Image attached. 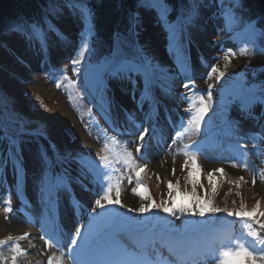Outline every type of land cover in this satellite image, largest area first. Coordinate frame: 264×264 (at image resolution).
Wrapping results in <instances>:
<instances>
[{
  "label": "rangeland",
  "instance_id": "obj_1",
  "mask_svg": "<svg viewBox=\"0 0 264 264\" xmlns=\"http://www.w3.org/2000/svg\"><path fill=\"white\" fill-rule=\"evenodd\" d=\"M216 6L213 5L208 8H201L200 17L195 21L193 26L187 29V34L181 39L180 45H169V35L162 24L158 21L155 12L140 10V24L137 28V34L134 35L132 41L138 42L139 46L143 48L144 52L150 56L149 50L146 45L141 41L140 28L143 26L144 17L152 20L153 33L157 35L158 40L164 50V57L169 60L171 64H164L163 62L155 61L160 67L166 70L168 77H175L180 72V69L184 67V61L187 58V76H179L180 82L176 84L173 96L169 98V93L166 95V91L172 88L175 80L166 78L163 74H160L157 81V89L159 98L167 101V104H160L159 116L157 120L158 127L162 129H169L170 133L167 145L164 147L163 152H156L157 147L151 148L148 154V158L141 159L140 154L136 153L135 147L132 141L136 140L135 135H122L118 132L111 130L106 123L103 112L100 111L98 106H95L92 102L94 97L100 96L97 92V88L101 85V81L98 79L97 73L94 70L93 75L83 73L84 65L86 67L93 68L95 65L88 63L89 53L85 55V59L77 66L80 69L79 74L74 70L72 60L78 58V46L80 45V30L83 28V22L79 15L74 13L71 8L61 3L60 14L52 17L55 20L56 28L59 32H64L69 36L70 41L64 40L58 37L55 33L48 31L49 37L52 40L51 45H48L47 49L42 51L40 43L33 37L31 41L25 38L23 35H13L5 43L0 44V105L4 113L10 121L15 123L16 113L21 114L24 118L30 121V127L35 128L40 123H45L48 126V139L42 138H26L22 145L25 155L23 154V168L30 173H34L35 181L34 188H37V180L41 173L42 165L38 162H24L26 158H40L41 147L40 144L45 145L49 149V144L54 145L55 148L61 152L68 151L72 153L86 154L89 161H94L98 156H107L111 162V180L106 183L113 184V196L115 197V185L120 183L121 204L109 206V212L117 214V217L126 220L146 221L149 225H154L157 231H172L177 234L176 238H184L191 236L198 240L201 250L205 245L213 240L228 239L231 235L234 240L243 242L248 246V241L240 239L241 234L246 230L243 228V222L235 217V222L231 224L230 233L219 232L211 237H199L194 234L197 231L193 227V222L196 221L202 225L203 220L199 215L189 216L187 213L181 214L177 212V216L169 217L167 220L157 219L158 210L153 208L147 213L131 212L129 209L139 208L142 204L151 203L150 200L143 199L141 196L133 193L132 189L136 187L135 173L132 169H129L124 162L125 150L131 151L135 158V163L141 167L146 165L145 170L142 172L145 182L152 190L155 196V202L157 204L161 201H165L171 206L172 201L168 198L169 188L168 181H171L174 185L179 182L180 193L185 190L192 189L193 185L189 182L188 173L191 170L192 161L189 159L190 155H196L197 163L201 166V171L198 173L199 183L196 184V192L202 199H210L206 196L210 192L214 205L218 207H228L230 209H239L241 204L245 205L248 210H251L257 203L260 202V210L264 211V179L261 178L260 171L257 168H253L250 164L248 169L242 166L241 148L238 145H247L253 150L248 155L249 158L255 160V162L264 169V144L260 140H252V134H260L261 129L256 125H246L244 120L239 117L242 114L239 105L236 102H232L225 106V100L236 89L243 86V69L247 67L244 61V48L247 45L248 50L253 49V45L249 43L252 39L251 33L242 23H237L231 26V31L226 32L224 29L225 20L218 18L216 13ZM67 16L74 22V31L68 32L67 26L61 22V18ZM68 28H70L68 26ZM71 30V29H70ZM63 33V35H64ZM24 38V43L22 38ZM54 37V41H53ZM133 37V36H132ZM72 40V41H71ZM24 48V50H23ZM226 49H232L235 55L232 56L231 62L228 63L227 68H224L225 61L223 59ZM130 51V50H129ZM24 53L26 63L20 60V55ZM99 54V52H98ZM200 54H205V61L207 63H201L200 58H197ZM216 57H220L219 64L221 63V70L225 72V76L218 82H214L216 79L212 77L208 78V72L210 71L209 65L215 63ZM255 65V58H249ZM262 61L261 58L258 59ZM259 64L256 61V65ZM104 65V63L99 66ZM98 66V67H99ZM259 65L257 69H261ZM64 71L61 72L60 70ZM187 77H191L195 81L196 89L192 93H189L193 98H198L200 95H204L207 98V86L208 84H215L216 87L212 89L213 92V106L205 117L207 124H202L199 132L189 128L186 125L189 116L185 113V109L189 108V104L183 99L180 93L185 92L181 87L182 82H186ZM91 79V81H90ZM89 82L90 86L88 91L82 88V81ZM88 84V83H87ZM106 86L107 95L111 98V120L116 124L118 121H124L127 128H131V125L127 123L126 115L123 110L135 112L136 119L139 123L143 120V113L137 108V101H131L126 104V107L121 105L123 101L121 98H117L114 94L116 90L115 78H106L103 81ZM218 84V85H217ZM89 85V84H88ZM85 87L86 84H83ZM45 88V89H44ZM84 89V90H83ZM221 90L219 98L215 93V90ZM127 95L126 93L124 94ZM11 98V104L9 99ZM125 99V98H124ZM101 100V99H100ZM170 101V102H169ZM65 106L70 115V124L65 129L67 141L59 140L55 137L50 129L48 115L52 112L54 106ZM232 107V112L236 113L239 117L235 121H231L229 127L212 144H208V140H200V137L206 136L214 129V125L219 122V115L223 112H228L227 107ZM14 109V111H11ZM170 108L173 121L167 119L166 109ZM236 109V110H235ZM148 105L144 106L143 112H148ZM230 117H233L231 115ZM11 123V125H14ZM184 125V129L181 137L173 136L176 131L177 124ZM172 124V125H171ZM207 125V126H206ZM144 127H150V124L145 123ZM233 126L238 128V131L233 129ZM120 127V125H119ZM125 126H122L124 128ZM236 139L235 142H228V137ZM212 137V135L210 136ZM176 139V143L173 144L172 140ZM211 139V138H210ZM213 141V138H212ZM40 142V143H39ZM193 142H197L201 147L200 150L194 151L195 148L189 147L185 149L186 145H192ZM254 144L259 147L260 150L254 148ZM31 147V148H30ZM193 149V150H192ZM50 150V149H49ZM51 151V150H50ZM155 151V152H154ZM187 151L188 155H185ZM157 153V154H156ZM222 158L225 159L222 161ZM214 159V160H213ZM188 161V167L184 168L185 161ZM70 175L74 177L71 167H76L75 163L70 166ZM173 168L175 174H173ZM223 168L224 173H214L216 185V193L212 192V185L209 184L208 174L213 169ZM72 169V170H71ZM255 169L256 182L253 184V170ZM60 168L57 167L56 172H59ZM133 177V182L128 183V176ZM159 177V179L157 178ZM243 177V180H240ZM30 183V181H29ZM83 183L88 188H94L95 186L89 183L88 180H84ZM16 184V185H15ZM201 184L203 187H201ZM186 187V188H185ZM71 188L76 189L78 200L84 203L86 209L92 207V201L97 198L89 192L84 191L79 185L72 183ZM20 189L19 183L15 179L9 180L7 183V189L0 184V240L8 241V237L12 236L11 229L14 224L8 222V218L11 214H17L20 216L21 206L18 203L17 192ZM148 189V186H147ZM30 191V190H29ZM149 191V189H148ZM31 193V192H30ZM185 193V192H184ZM151 194V193H150ZM173 196L176 197L175 203L177 205L187 202V196L177 194L176 190H172ZM35 199V196H31ZM152 197V196H151ZM55 198L59 202L60 209L64 212L71 211L72 205L70 204V193H66L63 189L55 192ZM189 201L191 200L190 197ZM8 199H12L14 202V212H8L5 209V202ZM40 212L39 217L43 220L45 215L49 217V220L54 223L53 210H49L46 202L39 198ZM87 211V210H86ZM99 211V210H98ZM32 214L34 216L35 213ZM38 215V214H37ZM226 215V214H223ZM264 219V218H262ZM75 220L71 228L66 226H58L54 224L51 226L49 232H52L53 228H60L67 236V230L74 232L75 227L79 225L87 226L88 223ZM212 220V217L209 221ZM78 221V222H77ZM100 226L103 227L104 222L100 220ZM139 224V223H138ZM29 227L37 228L29 224ZM49 227V226H48ZM34 229V228H33ZM86 229V228H85ZM189 230V231H188ZM44 232V231H43ZM40 233V231H39ZM42 233V232H41ZM42 234H39L38 244H43L44 263L47 264L48 258L52 257L53 264H68L66 255V245L62 247H48L45 243V239H41ZM6 244H0V248L6 247ZM34 257L35 253H32ZM22 262L30 264L27 258H22ZM68 262V263H67ZM70 264V263H69ZM206 264H215L213 259H208Z\"/></svg>",
  "mask_w": 264,
  "mask_h": 264
},
{
  "label": "snow or ice",
  "instance_id": "obj_2",
  "mask_svg": "<svg viewBox=\"0 0 264 264\" xmlns=\"http://www.w3.org/2000/svg\"><path fill=\"white\" fill-rule=\"evenodd\" d=\"M65 6H70L74 13H77L83 22V28L80 33V47L78 48V58L73 59L74 70L79 74L80 69L77 67L84 59L85 52L89 53V61L91 60V53L95 47L96 35L94 13L90 7H88V0H63ZM179 7L171 3L170 0H136L135 10H132L128 14V35L134 36L137 34L136 30L140 24V9L145 11L155 12L158 21L162 24L169 35V45H180V41L187 34V29L193 26L195 21L200 17L201 8H208L213 5L216 6L218 18L226 21V30L231 31V26L237 23H242L251 33L252 39L249 43L253 45V50L249 51L247 45L244 48V54L248 56H254L257 58L264 57V17H248L245 13L244 0H178ZM187 4V7H185ZM177 11L176 21H170L169 15L172 11ZM61 12L60 0H49V3L45 6L43 24L47 26V30L55 33L58 37H62L51 21L49 16L55 17ZM6 30L9 33H18L25 36L26 39L31 41L35 37L40 43L41 50L47 49L46 34L40 24L37 21H30L26 17L20 16L17 19L11 21ZM89 37L91 41L89 43ZM91 44V46H90ZM183 47L184 45H180ZM125 50H130L132 55L123 54ZM114 54L106 60L104 65L95 69L98 79L101 81V85L97 88V92L101 99V106L106 116L111 119V98L107 95L106 86L103 81L106 78L114 77L117 79L128 80L133 84V93H135V86L137 78L143 81V90L140 94V99L137 100V108L143 113V120L140 123L136 122V113L125 111L127 123L131 125V128L125 127L123 132L116 129L119 134L122 135H135L136 140L132 141L135 147L136 153L140 154L141 159H147L150 149L155 144L160 143V137L162 136V128L158 127L157 120L159 116L158 109L160 107V101L156 98L152 89L157 84L160 74H163L166 78L175 80V77H168L166 70L162 69L149 55H147L143 48H141L138 42L129 40L128 37L121 35L119 32L114 33ZM235 52L232 49H226L223 57L225 64L224 68H227L228 63L231 62L232 56ZM220 57H216L215 63L209 65L210 71L208 72V78L215 77L218 82L225 76V72L221 70L219 65ZM201 63H207L204 57H200ZM61 72L64 70L61 69ZM256 73H253L255 77ZM178 76H187V58L184 61V67L180 69ZM181 87L185 92L180 93L183 99L189 104V108L185 109V113L189 116L186 124L189 128L199 132L202 124L205 122V117L213 106V92L212 89L216 87L215 84H208L206 92L207 98L204 95H200L198 98H193L189 95L196 89L195 81L191 77H187L186 82H182ZM169 92H174V89L170 88L166 91V95ZM9 103L11 104V98ZM236 102L239 108L246 116V118L259 122L264 119V112L259 115L252 111L253 105L259 103L264 105V81L245 83L240 88L233 91L229 97L225 100V106L227 104ZM147 103L149 107L148 112H143L144 104ZM14 111V109H11ZM170 121V117H167ZM147 123L150 127H144ZM183 123L180 127H183ZM115 127V123H113ZM235 131H238L236 126H233ZM185 131L188 129L185 128ZM183 133L176 131L175 136L181 137ZM42 138L48 139V126L45 123H40L37 127H30V121L24 118L21 114L16 113L15 125L7 127L0 121V170L3 171L4 176L0 179H6L7 173L10 170L12 175L19 183L20 175L23 171V151L22 145L26 138ZM252 140H260L264 144V129H261L260 134H252ZM172 143H176V139L172 140ZM193 147L196 150H200V145L193 142L192 145H186L185 149ZM241 148L242 166L245 169L249 168L247 162V147L245 145H238ZM256 150H260L257 145L254 144ZM51 150V156L48 154V150L42 148L41 157V173L37 180V188L41 194V199L46 202L49 210L56 208L57 200L55 198L56 190H66L70 193V204L72 205L73 212L84 209L83 202L75 198V193L71 191V184L75 183L79 185L84 191L91 193L95 198L92 201V207L86 209L87 214L91 217L89 224L79 225L75 227L74 232L70 233L68 243V255L74 260L75 264H206L208 259H213L215 264H264V211L260 210V202L257 201L256 205L248 210L247 207L241 204L239 209H230L228 207H218L213 204L209 199H202L196 192V184L199 183L197 174L201 171V166L197 163L196 155H190L189 159L192 161L191 170L188 173L189 182L193 185L190 193H180L179 182L174 185L171 181H168V198L172 201L171 206L165 201L157 204L151 197L147 186L141 181V174L145 170L144 167L135 163V158L131 151L125 150L124 162L129 169H132L135 173L136 187L132 189L133 193L141 196L143 199L150 200L151 203L142 204L139 208L129 209L131 212L147 213L153 208L162 211L169 215V217L177 216V212L189 216L199 215L204 217L206 213H223L227 217H236L243 222V228L246 230L241 234L240 239L248 241V246L245 243L228 238L224 240H213L204 248L195 254L193 257L191 254L181 257L176 255L175 246L177 244V234L172 231H157L154 225H149L146 221H136L142 226L143 236L139 247L143 249V254L140 258L130 260L127 258V254L118 241L111 239L112 236L119 235L116 232L117 214L109 212V206L121 204L120 195L121 187L117 182L115 185V197L113 196V184L106 183L111 180L110 170L111 162L107 156H98L94 161H89L86 154L72 153L68 151L61 152L54 145L49 144ZM185 155H188L187 151ZM75 163L76 176L70 175V165ZM57 167L60 168L59 172H56ZM184 168L188 167V161L186 160ZM261 178L264 179V169H260ZM224 173L223 168L213 169L208 174L209 184L212 185L213 194L216 193V185L214 183V173ZM173 174L175 169L173 168ZM159 179V177H157ZM84 180H88L93 184L94 188H88L83 183ZM243 180V177H240ZM133 182V177L128 176V183ZM255 169L253 170V184H255ZM201 187L203 185L201 184ZM175 189L177 194L191 197L190 201L183 202L179 205L175 203L176 197L173 196L172 190ZM207 194V189H205ZM3 202V201H0ZM8 212H12L11 207L5 209ZM99 210V211H98ZM101 219L104 221L103 236H108V239H102L101 243L95 241L90 242L93 234V222ZM159 219V218H157ZM42 227H44L42 225ZM87 229L88 235L82 234V229ZM31 234L25 232L20 237H8L9 241L23 240L28 238ZM41 239H45V243L48 247H52L53 243L59 247V240H54V233L49 232L47 228H44ZM8 241L0 240V244H6ZM79 242V243H78ZM168 248L169 255L174 256L175 259H165L160 256L159 249ZM27 250L23 249L19 243L11 249V264H18L17 257L26 255ZM87 256V259L83 257ZM9 257L0 253V261L3 264H8ZM47 264H53L52 257L48 258Z\"/></svg>",
  "mask_w": 264,
  "mask_h": 264
},
{
  "label": "bare ground",
  "instance_id": "obj_3",
  "mask_svg": "<svg viewBox=\"0 0 264 264\" xmlns=\"http://www.w3.org/2000/svg\"><path fill=\"white\" fill-rule=\"evenodd\" d=\"M61 22L67 26L68 32L74 31L75 26H74V22L71 18H69L67 16H63L61 18ZM68 26L70 28H68ZM223 27L226 30V21H225ZM140 32H141L140 33L141 41L144 43V45H146L147 49L149 50L150 56L153 59H155V61L163 62L164 64H167V63L171 64L169 62V60L164 57V50L161 46V43L158 40L157 35L155 33H153L152 20L148 19V17H146V16L144 17L143 26L140 28ZM226 32H227V30H226ZM203 57L205 58V54ZM2 58H3V56L1 55L0 59H2ZM197 58H200V56H198ZM219 65L221 68V63ZM178 78H179V76L174 81L173 86H172L173 88L178 83ZM115 80L118 82V85H119V87H117V92L119 94V97L125 98L123 104H129L131 101H137L140 99V94H141V91L143 90V81L141 79L137 78V80H138L137 85L139 86V90L138 91L135 90V93H133V91H131L126 96L124 94H122V91H121V89H122L121 86L123 84H125V82H124L125 80H123L122 83H119V79H117V78H115ZM214 82H217V81L215 80ZM215 93L219 98L220 97L219 94L221 93V90L216 89ZM172 96H173V92H170L169 98H171ZM48 118L50 120L49 121L50 129H51L52 133L55 135V137L57 139H59L60 141L63 140L65 142H68L67 136L65 133V129L70 124V115H69L68 111L66 110V107L61 106V105L60 106H54L52 108V112L48 115ZM259 121L264 122V119H261ZM262 122H260V124H263ZM162 130H163L162 136L160 137V143L158 145V150H155L156 152H163V147L165 146L164 143L167 141V138H168L167 130H165V129H162ZM42 148L47 149L43 145L41 146V150H42ZM153 148H155V145L153 146ZM22 151H23V154L25 155L24 149H22ZM26 160L29 163L32 162V160H29V158H26ZM223 160H225V159H223ZM33 162L41 163V160H40V158H36L33 160ZM8 174H9V176H12V172L10 170L8 171ZM19 181L21 182V189L30 188V190H32L31 192L35 196L34 210L36 211V213L40 212L39 195H41V194H40L38 189L34 188V184H32L35 181L34 173H30L28 170L23 169V171L20 175ZM29 181H30V183H29ZM83 210H86V208L79 210L78 214L82 213ZM72 213H73L72 211H69V212H64L63 210H62V212L60 211L58 213L59 214L58 222L61 220V221L65 222V224H68L66 227L71 228L70 223H71L72 219L75 217V216H73ZM54 216H56L55 209H54ZM81 216H82L81 220H83L84 222H87L89 224L91 217L88 216L87 211L85 213H82ZM35 220L39 221V218H36ZM100 220L101 219H98L97 221L93 222V234H92L90 242L95 241L96 243H101L102 239H108L109 238L108 236L104 237L102 235L103 232L100 233L101 230L100 231L97 230V226L99 224L98 222ZM24 221L25 220L21 216H14L10 221L11 224H14L13 229H11L12 230L11 233H12L13 237H20L25 232H28L31 234L28 238H25L23 240L17 239V242L21 245V247L23 249L27 250L26 255H21L22 257L20 259H19V257H17V262H18V264H22V260H23L22 258L24 257V258H27L31 264H42L41 262L44 263V255L42 254L43 244L42 243L40 245L38 244V239H39V237H38L39 233L38 232H39V229H41V231H44L45 227H42V225L45 226L46 222L50 223V221L47 220L46 222H40L41 223L40 228H38L36 230H34L32 228H28V226L24 224ZM117 224H118V227L116 228V232H118V230H123L132 239H134L135 241H138L137 243H138V245H140L141 240H142V236H143V231H142V227L139 224L132 222V221H128L126 219H121V218H117ZM83 235H85V236L88 235L87 229L83 232ZM111 239L118 241V243L123 248V244L118 239V235L112 236ZM183 239L185 241L184 245L187 246V248L184 249V252H186L187 254H191V252H193L195 250V252L197 253V250L199 249L198 242L195 239H193L192 237H187V238H183ZM177 242H181V241H177ZM65 243H66V245L69 243L68 237L66 238ZM12 248H13V246L10 245V247H7V248L0 250V253H3L4 256L9 257L8 264H11L10 256L12 254L11 253ZM124 250L127 254L128 259L135 260L138 258L137 253H134L128 249H124ZM32 253H35L34 257H32V255H33ZM83 258L85 259L86 256ZM70 259L73 260L71 258V256H70ZM0 263L3 264V261H0Z\"/></svg>",
  "mask_w": 264,
  "mask_h": 264
},
{
  "label": "trees",
  "instance_id": "obj_4",
  "mask_svg": "<svg viewBox=\"0 0 264 264\" xmlns=\"http://www.w3.org/2000/svg\"><path fill=\"white\" fill-rule=\"evenodd\" d=\"M63 2V0H60ZM171 3L179 7L178 0H170ZM49 0H0V33H6V26L20 16L26 17L30 21L40 22L38 13L44 17L45 6ZM64 3V2H63ZM136 0H88V7L94 13L95 25V47L91 53V60L88 61L93 65L99 64L110 58L114 50V33L119 32L121 35L128 37L129 40L134 36L128 35V14L135 10ZM187 7V4H185ZM245 15L248 17H264V0H244ZM177 11H172L169 15L170 21H176ZM264 24V21L261 22ZM91 37H89V43ZM91 46V44H90ZM99 52V54H98ZM87 56V53L85 54ZM259 64L253 66L250 63L246 67L247 83L264 81V59L262 61L255 59ZM261 65V69L257 67ZM253 73H256L255 77ZM0 115L11 124L8 116L5 115L0 107ZM15 125V123H13ZM221 214L218 215L217 222L220 223ZM216 225V224H215Z\"/></svg>",
  "mask_w": 264,
  "mask_h": 264
}]
</instances>
